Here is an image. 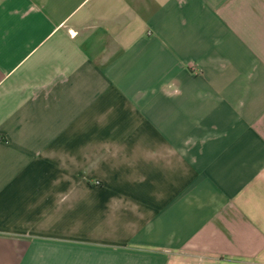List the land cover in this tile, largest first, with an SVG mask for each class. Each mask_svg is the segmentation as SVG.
Wrapping results in <instances>:
<instances>
[{
  "label": "crops",
  "instance_id": "0c3cea01",
  "mask_svg": "<svg viewBox=\"0 0 264 264\" xmlns=\"http://www.w3.org/2000/svg\"><path fill=\"white\" fill-rule=\"evenodd\" d=\"M0 264H264V0H0Z\"/></svg>",
  "mask_w": 264,
  "mask_h": 264
}]
</instances>
